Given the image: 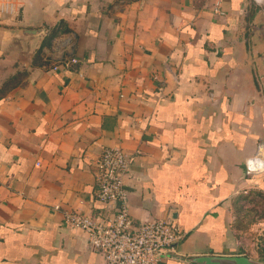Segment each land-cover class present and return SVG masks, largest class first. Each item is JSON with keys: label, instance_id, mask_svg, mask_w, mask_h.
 Returning a JSON list of instances; mask_svg holds the SVG:
<instances>
[{"label": "crops", "instance_id": "crops-1", "mask_svg": "<svg viewBox=\"0 0 264 264\" xmlns=\"http://www.w3.org/2000/svg\"><path fill=\"white\" fill-rule=\"evenodd\" d=\"M260 143L264 4L0 0V264H105L64 213L117 211L96 197L109 147L135 221L185 233L166 264L264 261L235 221L244 192L264 197L245 166Z\"/></svg>", "mask_w": 264, "mask_h": 264}, {"label": "built area", "instance_id": "built-area-1", "mask_svg": "<svg viewBox=\"0 0 264 264\" xmlns=\"http://www.w3.org/2000/svg\"><path fill=\"white\" fill-rule=\"evenodd\" d=\"M256 2L264 4V0ZM130 164V157L122 149H104L95 164L96 197L103 203H116L117 211L102 218L66 211L64 222L85 233L91 248L103 255L105 264H166L176 255L177 244L185 233L174 225L172 217L135 221L125 187ZM245 166L249 176L264 174V143L258 145Z\"/></svg>", "mask_w": 264, "mask_h": 264}, {"label": "rangeland", "instance_id": "rangeland-1", "mask_svg": "<svg viewBox=\"0 0 264 264\" xmlns=\"http://www.w3.org/2000/svg\"><path fill=\"white\" fill-rule=\"evenodd\" d=\"M246 197L240 196L235 207V221L239 223L243 234H258L264 239V197L261 192L245 193ZM262 231V236H261Z\"/></svg>", "mask_w": 264, "mask_h": 264}, {"label": "water", "instance_id": "water-1", "mask_svg": "<svg viewBox=\"0 0 264 264\" xmlns=\"http://www.w3.org/2000/svg\"><path fill=\"white\" fill-rule=\"evenodd\" d=\"M193 261L197 264H264V261L250 259L246 256H202L193 259Z\"/></svg>", "mask_w": 264, "mask_h": 264}]
</instances>
